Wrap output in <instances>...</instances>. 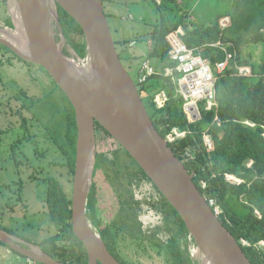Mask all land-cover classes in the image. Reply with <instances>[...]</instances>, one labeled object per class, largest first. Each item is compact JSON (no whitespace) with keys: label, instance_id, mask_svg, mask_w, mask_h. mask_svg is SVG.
Returning a JSON list of instances; mask_svg holds the SVG:
<instances>
[{"label":"trees","instance_id":"trees-1","mask_svg":"<svg viewBox=\"0 0 264 264\" xmlns=\"http://www.w3.org/2000/svg\"><path fill=\"white\" fill-rule=\"evenodd\" d=\"M108 2L112 0H103V4ZM148 2L154 7L158 19L143 38L147 47L146 53L133 54L131 58L140 61L146 57L154 66L155 74L144 84L136 85L139 95L163 138L166 139L173 128L186 132L185 136L168 142V145L184 164L207 202L213 200L221 208L219 220L239 242L250 262L264 264V246L259 245L260 241H264V0H229L230 7L217 13L214 21H209L204 13L199 12L201 2L189 10L183 9L179 0ZM57 11L66 43L80 57H84L85 42L77 40V36L83 37L81 27L59 5ZM195 12L197 18L194 16ZM105 15L108 19L114 16L107 11ZM224 17H228L229 22L223 27L219 21ZM5 23L12 26L10 19ZM178 26L184 29V43L211 64L224 60L222 46L233 52L229 66L217 78V111L202 108L201 118L193 123L188 122L182 111L183 98L177 93L176 84L171 76L164 74L165 67L174 69L176 65L169 58V46L165 37ZM244 36L253 44H260L262 47L263 54L259 61L242 57L240 43ZM217 42L220 46L212 45ZM114 43L121 46L124 42L114 39ZM118 55L121 60L126 58L123 52H118ZM236 65L249 66L251 76L239 75ZM174 74L177 75L175 72ZM161 89L166 91L168 102L164 107L156 108L153 98ZM215 115L219 118L220 125L214 122ZM64 117L65 120H71V140L75 152V118L68 113ZM245 120L253 125L244 123ZM95 123L104 131L106 137L117 143L131 161L124 165V176L122 170H116L118 179L125 178L124 190L112 188L119 207L113 218L103 226L97 215L98 185L95 179L99 167L104 163L103 154L96 162L87 202V215L105 246L122 264H129L121 258L118 242L125 238L137 243L146 239L164 251L168 264H189L190 260L184 256L180 244L181 238L189 233L181 217L164 196L159 206L164 214V226L149 234L143 232L138 220L139 204L134 199L131 183L139 176L149 177L133 157L98 122ZM204 131H208L212 137L213 149L210 151H206L203 143ZM113 154L115 159L111 163L118 166V150H113ZM226 174L235 176L241 182L228 180ZM211 208L214 210V206ZM48 214L49 220L56 226V232L42 239L38 246L63 263L87 264L86 249L72 231L71 199L65 198L54 187L49 189ZM161 230L170 233L167 242L158 238L157 234ZM242 240L248 245H243ZM64 241L68 245L60 246L59 243ZM0 244L3 243L0 241Z\"/></svg>","mask_w":264,"mask_h":264},{"label":"water","instance_id":"water-1","mask_svg":"<svg viewBox=\"0 0 264 264\" xmlns=\"http://www.w3.org/2000/svg\"><path fill=\"white\" fill-rule=\"evenodd\" d=\"M23 36L0 45L52 77L70 101L75 116V170L71 197L72 231L84 245L87 264H122L105 246L87 215V200L96 161L95 121L137 162L181 217L194 244L209 264H252L239 242L221 223L194 184L184 164L155 128L138 88L123 66L112 37L103 0H14ZM47 2L54 7L49 14ZM57 5L81 27L86 68L62 53L66 42ZM53 21L57 31L54 30ZM14 29L18 25L12 16ZM7 27H0V31ZM60 36L61 43L57 41ZM0 241L28 261L63 263L0 228Z\"/></svg>","mask_w":264,"mask_h":264},{"label":"rangeland","instance_id":"rangeland-1","mask_svg":"<svg viewBox=\"0 0 264 264\" xmlns=\"http://www.w3.org/2000/svg\"><path fill=\"white\" fill-rule=\"evenodd\" d=\"M179 2L182 3L183 9L185 10H189L190 8L196 6L198 2H201L199 12L204 13L205 17L209 21H214L215 15L217 13L224 12L230 7L229 0H179ZM114 4H116V6H114ZM104 7L105 12L107 11L114 14L113 17L108 19L112 37L113 39L124 42L121 44V46H116L117 51L120 53L123 52L124 55H128V57H124L121 62L131 78L136 81V74L133 68L136 67L138 69L140 61L138 59L131 58L130 52L131 50H136L139 47L145 48L143 38L151 29V26L157 21L158 16L154 10V7H152L148 0H112V2L105 3ZM127 15H129V19H133L126 20L125 16ZM194 16L197 18L196 12L194 13ZM224 18L228 19V17ZM8 19H10L12 26L6 25L5 22ZM219 22H221V19ZM0 27L14 28L8 0H0ZM131 38L140 39L139 41L136 39L137 45L134 47L130 45V42L133 41ZM77 40L81 41L84 40V38L82 36H77ZM240 50L242 51V57L251 61H259L263 54L260 44H253L247 36H244V39L240 43ZM128 61L131 67L126 64ZM12 96H17L19 97V100H21L17 102L14 101L13 103L15 106L17 105L18 107L22 103H25L26 107H30V111H28L26 108L23 109V115L27 118L30 116L33 117L34 115V118H31L26 126L32 136L29 138L30 141L26 139V135L24 134L25 131L23 128H21V123H19V120L15 125L16 128L8 131V134L0 132L1 165L7 166L10 170V162L3 161H6L7 159L4 158H7L11 154V149H13L12 144L14 143L13 139L19 137L23 140H21L19 143H16L17 146L14 148L15 156L19 162H26L28 159L32 164L31 168L34 166H45V171H47V173L50 171L56 176L62 174L63 177L60 179H63L65 173L62 171V168L51 167L49 165L51 160H48L49 156L43 159V157L34 151L32 142L35 138L36 141L41 143L42 141L46 140L45 138H47L48 135H50L49 139H54L57 144L62 142L66 120L64 117V110L60 103L61 101H64L65 96L63 92L55 86V82L53 81L52 77L44 70L43 67L20 61L11 51L0 45L1 109L8 110L6 107V102H8L7 100H9V98ZM71 115H73L72 112ZM4 126L5 124L3 123V120L0 119V128L4 130ZM38 134L39 137H35V135L38 136ZM23 136L25 137L23 138ZM98 142L99 143L96 148L98 151L104 152L101 153L103 154L104 163L100 167L101 169L96 173L95 177L98 185L96 208L97 215L101 220V226H103L113 218L119 207L115 194H112V188L116 187L117 189L121 188L120 190H124L123 183H125V178L121 177V179H118L116 170H122L121 173L124 176V165L126 163H130L131 161L130 158L126 156L125 152L122 151V149H119L117 143L111 138L102 136ZM38 148H41V145H39ZM115 149L118 150V157H116L118 166L111 163L115 159L112 153ZM31 168H29L30 171H32ZM121 173L120 175L122 176ZM218 209L219 213H221V208L219 207ZM12 216L13 218L11 219L9 225L13 228L19 227L21 225L20 227L22 229H28L27 227L29 225L25 226L24 222L26 223L28 220H30V223L34 224V228H37V225H40L41 229L49 231L21 232L24 234V237L28 236L29 238L33 239L37 245L42 239L52 235L56 231V226L49 220L47 214H44L40 217L36 215H31L29 217L26 216L25 219H23L21 214L18 212ZM18 219L20 220L17 221ZM158 233H160L158 236H160L163 240L167 234L170 235L169 232ZM180 244L184 256L186 259L190 260L189 264H197L196 259L193 258L190 251L193 247L194 241L189 239V235L183 236L180 240ZM59 245L67 246L68 242L64 241L59 243ZM118 250L121 258L129 264H168L164 251L162 252V250H159L158 246L153 244L150 240L143 239L137 243L133 242L129 238H125L118 242ZM23 261H25V259L19 256L17 253L11 251L7 245L0 244V264H23ZM24 264L40 263L25 262Z\"/></svg>","mask_w":264,"mask_h":264},{"label":"built area","instance_id":"built-area-1","mask_svg":"<svg viewBox=\"0 0 264 264\" xmlns=\"http://www.w3.org/2000/svg\"><path fill=\"white\" fill-rule=\"evenodd\" d=\"M159 2V1H158ZM229 22V18H222L220 25L226 26ZM225 22V24H224ZM184 29L178 26L176 29L170 31L165 39L169 46L168 55L169 58L176 63L174 69L165 67L164 74L171 76L174 84H176L177 93L183 98L182 111L185 114L189 123L196 122L201 118V109L217 111L218 101L216 97V82L218 76L224 72L229 66L233 57V52L229 51L226 46H222L225 52V58L223 61L215 62L211 64L208 59L203 58L201 55L195 53L193 48H189L183 41ZM137 41L130 42L131 46L136 45ZM214 46H220V43L212 44ZM238 74L241 76H251V68L247 65L235 66ZM174 72L177 74L175 75ZM155 74V68L151 64L150 60L146 57L142 58L139 63L136 75V85L144 84L147 79ZM156 108H162L168 102V95L165 90L158 91L153 98ZM214 122L220 125V120L217 115L214 116ZM248 125H253L249 121H244ZM185 131H180L177 128H173L167 135V142H172L176 138L185 136ZM203 143L206 151L213 149V141L210 133L204 131L202 134ZM251 161L248 163L250 165ZM226 178L235 183H240L241 180L233 175L226 174ZM131 190L134 199L139 204L138 220L141 224V228L144 233H151L157 228L164 226V214L160 209V205L163 200V195L157 189L155 184L148 178L139 176L135 178L131 183ZM210 206H214V210L219 214V207L213 200L209 201ZM259 215L258 211H255ZM160 232L166 233L161 230ZM160 234V233H158ZM157 234V236H158ZM161 241L167 242L169 235L165 236L163 240L158 236ZM189 239L193 240L189 235ZM243 245L248 243L242 240ZM259 245L264 246V241H260Z\"/></svg>","mask_w":264,"mask_h":264},{"label":"flooded vegetation","instance_id":"flooded-vegetation-1","mask_svg":"<svg viewBox=\"0 0 264 264\" xmlns=\"http://www.w3.org/2000/svg\"><path fill=\"white\" fill-rule=\"evenodd\" d=\"M14 56H16L20 61L26 62L21 58H19L17 55L14 54ZM55 86L57 87L58 85L55 83ZM64 96H65L64 101H61L60 103L61 107L64 110V115L65 114L67 115V113L71 115L72 112L73 117L75 118L74 109L65 94ZM7 101L8 102H6L7 103L6 107L8 108L9 111L0 108V119H2L3 123L5 124L4 130L0 128V132L8 134V131H11L12 129L16 128L15 125L19 120V123H21V128H23V130L25 131L24 134L26 135V139L29 140L30 136L32 135L29 133V129H27L26 126L27 123L30 121V119L34 118V115L33 117L32 116L28 118L25 117L23 115V109L26 108L28 111H30L31 110L30 107L29 108L26 107L25 103H22L18 107L17 105L15 106L13 103L14 101L16 102L21 101L17 96H12ZM70 121L71 120H66L65 122V131L63 132L62 142L60 144H57L55 140L52 138L49 139L50 135L47 136L48 140L47 138H45L46 140L42 141L41 143L36 141L35 138L32 142L34 151H36L41 157H43V159L49 156L48 160H51V162H49V165L51 167L62 168V171L65 173L63 179H60L63 177L62 174L56 176L50 171H48L47 173V171H45L46 169L45 166L43 167L34 166L31 168L32 164L28 159L26 160V162H19L14 153L15 151L14 148L15 146H17L16 143H19L21 140H23L20 139L19 137L13 139L14 145L12 144L13 149H11V154L7 158H4L7 159L6 161H3V162H10V170L8 169L7 166L1 165L0 162V228L8 232L9 234H12L20 238L24 242V243H20V245L23 247H28L25 243H31L36 246L38 245L35 243V241H33V239L29 238L28 236H25L26 237L25 238L24 234L21 232H49V231L45 229H41L40 225H37L38 227L34 228L33 227L34 224L30 223V220H28V222L26 223L23 220L25 226L29 225L27 227L28 229H22L20 227L21 225L19 227L13 228L12 226L9 225L11 219L13 218L12 215L17 214L18 212L21 214L23 219H25L26 216L29 217L31 215H36L40 217L44 214H47L49 216L48 214L49 189L53 187L57 188L60 194H63L65 198L71 199L72 197V187H73L74 170H75V152L72 148V140H71L72 124L70 123ZM94 129H95V144L97 147L99 143L98 140H100L102 136H105V134L104 131L96 125V123L94 124ZM24 137L25 136H23V138ZM35 137H39V134L38 136L35 135ZM39 145H41V148H38ZM101 153L104 152H100L96 148L95 166L97 160L101 157ZM73 165H74V169H73ZM29 168H31L32 171H30ZM100 169L101 168L99 167V170ZM88 199H89V195H88ZM19 220L20 219H18L17 221ZM38 247L40 248V246ZM18 255L25 259V261H23V264L25 262H32V261H28L26 257L20 254Z\"/></svg>","mask_w":264,"mask_h":264},{"label":"bare ground","instance_id":"bare-ground-1","mask_svg":"<svg viewBox=\"0 0 264 264\" xmlns=\"http://www.w3.org/2000/svg\"><path fill=\"white\" fill-rule=\"evenodd\" d=\"M8 5L11 11V14L16 22V25H18V29L14 28H9L7 27L5 30L0 31V36H3L9 40L13 39H18V37L23 36V31L21 29V23H20V17L16 8V3L14 0H8ZM47 8L49 9V14L51 17L53 16V10L54 7L52 6L51 3L47 2ZM54 25V30L57 31L56 24L53 21ZM13 41V40H12ZM57 41L60 44L61 43V38L60 36H57ZM14 42V41H13ZM62 53L69 59H71L73 62L76 64H79L81 67L86 68L88 66V60L87 58L85 59H80L79 56L76 55V52L73 50L71 46H69L66 42L63 43L62 45ZM192 253L193 258L196 259L197 264H209L201 254L200 250L196 247L195 244H193L192 249L190 250Z\"/></svg>","mask_w":264,"mask_h":264},{"label":"crops","instance_id":"crops-1","mask_svg":"<svg viewBox=\"0 0 264 264\" xmlns=\"http://www.w3.org/2000/svg\"><path fill=\"white\" fill-rule=\"evenodd\" d=\"M117 4V3H116ZM116 4H114V6H116ZM130 15V14H129ZM129 15H127V16H125V17H127L128 18V16ZM132 16V15H131ZM121 18V17H120ZM123 19V18H122ZM125 19V18H124ZM133 18H131V19H126V20H132ZM131 40H136V38H131ZM136 45H137V43H136ZM136 45H134V46H136ZM134 46H132V47H134ZM146 49H147V47L145 46V48H142V47H139L138 49H136V50H131V55H133V54H144V53H146ZM128 55H126V57H127ZM131 57V56H130ZM126 64H128V66H130L129 64V61H128V63H126ZM131 67V66H130ZM133 68V67H132ZM133 70H134V72H135V74H136V71H137V68L135 67V68H133Z\"/></svg>","mask_w":264,"mask_h":264}]
</instances>
